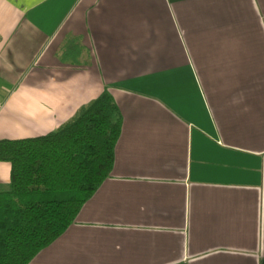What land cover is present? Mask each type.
I'll return each mask as SVG.
<instances>
[{"label":"crops","instance_id":"1","mask_svg":"<svg viewBox=\"0 0 264 264\" xmlns=\"http://www.w3.org/2000/svg\"><path fill=\"white\" fill-rule=\"evenodd\" d=\"M106 88L112 171L29 264H264V0H0V140Z\"/></svg>","mask_w":264,"mask_h":264},{"label":"trees","instance_id":"2","mask_svg":"<svg viewBox=\"0 0 264 264\" xmlns=\"http://www.w3.org/2000/svg\"><path fill=\"white\" fill-rule=\"evenodd\" d=\"M123 117L106 88L71 120L35 138L0 140V264H29L75 222L110 175Z\"/></svg>","mask_w":264,"mask_h":264}]
</instances>
